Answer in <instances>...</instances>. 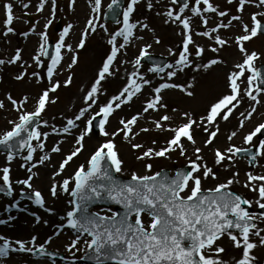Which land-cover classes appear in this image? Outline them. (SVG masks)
<instances>
[{
  "label": "snow or ice",
  "instance_id": "6c2138e0",
  "mask_svg": "<svg viewBox=\"0 0 264 264\" xmlns=\"http://www.w3.org/2000/svg\"><path fill=\"white\" fill-rule=\"evenodd\" d=\"M138 2L139 0H131L123 11V27L111 36L109 40V43L113 44L111 52L103 61L102 67L98 70L94 81L90 84L89 90L83 97L86 107H82L74 118H68L66 124L59 131L55 127L52 128V132L57 135L61 132L70 134L72 129L79 127L76 122L87 115L84 128L78 136H73L74 149H71L63 157L55 175L62 173L66 165L83 151L84 140L93 132V122L97 117H102L99 120L98 127L100 135L106 138L90 154L86 164L79 165L72 176L63 179L61 183H53L49 189L50 195L54 198L58 196V189L59 192L67 193L72 198L69 200L72 209L66 213V225L77 233V239L71 242L68 250L75 248L80 236L86 234L89 239L84 242L87 250H90L95 264H106L109 261L113 262V264H227L226 261L219 258L214 259L207 255L209 251L215 252L217 255L223 253L224 248L216 245V241L227 235L234 247L242 249V258L237 260L236 264H254L255 258L250 253L257 247V243L252 242L250 236H256L259 245L264 246V235H261L264 229H258L256 223H254L256 219H264V215L255 217L246 208L242 207V205L250 204V201L243 199L240 195L233 194L229 190V186L234 182L233 179L219 183L214 188L205 189L202 187L204 180L209 178L216 179V176L212 168L203 162V157L199 155L201 152L200 148H194L195 160L189 158V171L177 170L172 176L159 171L151 175H138L133 172L128 182H121L113 174V172L121 173L124 164V161L119 157L114 138L123 133L124 139L128 140L129 135L132 133V127L139 119V115H134L127 120L121 119L119 123L122 127L112 133L106 130V125L116 109L130 103L134 96L142 92L144 85L151 84L150 80L145 79L139 73L141 59L149 55L147 48H150L151 45H147L140 50L139 55L135 59L134 66L136 70L129 76L126 86L103 104H98L97 101L102 94V82L113 76L116 71L112 65L120 49L124 48L134 35L133 30L137 25L131 22V15L135 11L134 6ZM172 2L176 3V0H172ZM227 2L231 4L233 0H227ZM236 2L238 3L237 11L243 12L245 5L252 3L253 0H236ZM72 3L74 4L75 0H72ZM195 3L197 7H193L191 11L196 15L201 12L200 5L205 6L203 8L205 12L217 13L220 17L228 15L226 11L218 12L217 6H214L210 0H195ZM52 4L54 16L55 0H52ZM116 4H118V0H112V3L108 5L109 9H112L113 5ZM23 6L27 7L28 5L25 4ZM148 6L151 7V4ZM257 6L264 7V0H258ZM3 7L6 12L4 23L5 25H11L14 19L12 14L13 5L12 3H5ZM40 8H43V3ZM100 8L101 0H94L92 11L99 12ZM186 8H188L187 3L183 4L180 12L182 13ZM166 15L169 18H173L174 21H180L184 30L181 41L183 51L177 54L169 49L170 55L177 56L173 63L165 66L169 69L166 72V76L171 81L180 72L192 67L195 60L203 56L205 49L197 45L193 39L190 18H182L180 15L173 17L171 11L167 12ZM94 19L96 18L93 17L87 21V28L82 32L77 48L83 49L87 36L91 32H95ZM201 19L203 24L207 25V19L203 17ZM231 20L241 21L242 17L234 15ZM231 20L227 25L220 23L218 27L212 29V32H217L219 28L230 26ZM251 21V27L248 24H242L243 34L235 38L238 49L243 55V61L236 64L235 68L237 70L227 76L229 91L209 104L206 114L198 119H194L188 111H185L183 117L186 122L177 127L167 129H164L163 122L171 121V116L164 114L158 120L153 121L156 129L170 131L173 135L166 141V146L158 150L148 148L142 154L137 155L136 159L138 161H143L145 158H167L170 153L175 152L177 149L181 156H185L187 150L184 147L182 138L195 145L196 142L192 135L194 126L201 127L207 133L208 139L205 141V146L212 144L213 139L219 132L218 119L228 121L233 111L245 99L249 101L251 109L247 112L245 118L250 119L252 117L253 113L256 112L255 105L260 104L258 97L261 93H264V88L260 87V85H264V73L255 66V61L259 59L257 52L252 51L249 53L244 48L243 42L250 41L258 34L264 35V23L261 22L264 21V12L252 14ZM51 22V20H48L45 27ZM165 22L167 23L168 21L166 20ZM101 27L103 26L101 25ZM144 27L146 28L147 25H144ZM71 28L72 25L69 24L60 33L58 42L55 45V54L50 56L51 62L49 64H45L42 60V57L49 56L47 33H40L43 43L40 44L38 54L33 57V60L37 67L46 68L48 86L36 97V105L33 111H21L20 108H17L18 122L15 120L8 121L11 128L0 133V145L9 150L6 157L7 163L14 159L12 150L16 147L20 149L27 148V155L23 157L26 162L33 161V154L37 148L42 151L45 147L41 138L46 139L49 133L41 132L38 130V126L33 127V125L41 119V114L45 112L46 106L49 103L56 102V99L52 98L50 93L54 94L61 87H68L72 83L71 76H68L63 83L54 78L58 66L63 60V49L74 53L71 62L68 64L69 69L78 63L75 49L65 42ZM12 31V27H7L5 34ZM195 34L212 38L209 31ZM117 37H122L124 41L119 47L115 46ZM214 39L215 44L221 47L227 43L219 35H216ZM159 42V40L156 41V43ZM211 51L216 53L218 48L212 47ZM20 59L21 55L18 50L10 63H15ZM4 63L5 61L0 60V64ZM219 63H222V61L215 58L210 59L207 63H195V70L200 68L207 70ZM165 67L157 65L147 71L159 75L165 72ZM32 75L38 76L39 74L33 72ZM15 79L18 81L23 80L24 74L17 75ZM160 79L163 81L165 78L161 76ZM238 81L246 83V88L242 90ZM176 88L189 98L195 96L194 86L190 83L185 86L172 82H162L151 89L154 95L147 101L142 111L147 113L149 110L159 111L167 108V105L163 102L162 92ZM8 99L13 106L17 104V100L10 95ZM27 100L28 97L25 96L23 98L24 103H27ZM94 105L98 110L90 113L89 110ZM3 107L4 104L0 101V108ZM240 115L245 116V113L241 112ZM43 123L47 125V121H43ZM239 126L243 127V123L241 122ZM262 129H264V122L259 123L251 132L246 134L244 142L252 144L253 138L257 137V134L261 133ZM140 131L148 132L150 129L141 128ZM235 135L236 132H232L228 139L231 140ZM34 140L37 142L35 147L32 144ZM155 143L156 141H153V144ZM256 146L261 151L253 154L251 156L252 160H255L257 155L264 156V140H258L256 144H253V147ZM131 147L140 149L143 145L132 144ZM51 151L59 153L61 149L57 144L52 147ZM226 153L227 155L222 154L219 149H215L214 163L221 164L226 159L231 160L237 153L248 154L249 149L230 146L226 149ZM48 160H50V157L44 155L39 158L37 163L43 164ZM36 166L37 164H31L26 171L32 173V168ZM145 168L148 172H151L152 165L150 163L145 164ZM10 171L7 166L0 169V179H2L3 185L7 186L6 188L0 186V192H6L8 195L12 194ZM34 175L36 174L29 175L26 179L19 180L17 183L26 185L31 189L32 184L30 181ZM233 175L238 174L234 173ZM247 179L249 182H260L258 185L249 183L245 187H251L252 191L258 193L259 199L256 203L259 208L264 209V175L257 176L249 173L247 174ZM70 185L72 186L70 187ZM32 196L36 205L42 208L45 206V201L40 191L34 190ZM105 199L112 201L115 205L122 206L124 215L121 217L119 212H113L111 209H101L97 212L90 211V205ZM101 212H111V214L102 215ZM143 217L149 218L147 224H145ZM0 223H3V221H0ZM233 230L236 231L233 232ZM0 241H2L0 243V261L7 259L11 252L16 251L21 253L39 252L41 255L47 254L44 244L35 245L36 237H32L28 242L17 240L15 241V246H13V242L4 237H0ZM50 242V240L46 241V243Z\"/></svg>",
  "mask_w": 264,
  "mask_h": 264
},
{
  "label": "rangeland",
  "instance_id": "374dc122",
  "mask_svg": "<svg viewBox=\"0 0 264 264\" xmlns=\"http://www.w3.org/2000/svg\"><path fill=\"white\" fill-rule=\"evenodd\" d=\"M4 1L8 2L11 0ZM71 1L72 0H55V14L53 16L52 1L26 0L24 4L28 5L27 12L30 9V12L28 13L34 16L37 20L36 24L33 26H29L25 21L23 22L22 19L17 20L18 17H22V15H17V12H19L18 8L14 10V19L11 25H5L4 23L6 18L3 14L5 12L4 8L2 9V12H0V60L5 61L4 64H0V101L4 104V107L0 108V133L11 128L8 121L15 120L18 122L17 108H20L21 111H33L36 105V97L48 86V79L45 74L46 68L37 67L33 60V57L38 54L40 44L43 43L40 33H47L48 39H53L56 44L60 35L55 34L54 32L57 20L62 21L63 28L61 32L64 31L65 27L71 24L72 28L70 29L65 42L66 44H70L73 49H76L81 38L75 37L78 27L81 22L84 21L83 18L96 17L97 20L95 32H92L93 36L91 38H87L85 47L83 49L77 48L79 49L78 51L77 49L75 50V55L78 57V63L71 69L68 68V64L71 62L74 53L69 52L67 49L62 50L63 60L58 66L57 73L54 78L63 83L68 76H71L72 83L68 87H61L54 94L50 93V96L56 99V102L49 103L46 106L45 112L41 114L43 115V121H47V127L43 123L42 127L38 130L49 133L46 139L43 137L41 138L45 145L42 151L44 152V155L50 157V160L45 161L43 164H39L38 169L32 168V173H28V175L36 174L32 179L34 182H31L32 188L28 189L31 191H40L44 196L45 206L39 209H30L25 206L24 208L27 210L26 212L16 213L9 210V208L15 203V197L4 199L6 200V203L0 201V217L2 216V213H4V221L6 222L5 225L0 223V237H4L13 242V246H15V241L17 240L28 242L32 239V237H36V246L44 244L45 249L50 250L54 253L53 255H61L63 259L67 260L78 258L87 251L84 241L88 238L86 236L80 237L76 247L71 248L70 251L68 250L71 242L77 239V237L71 235L66 229V213L72 209V205L69 203L71 197L67 193L59 192L58 189V196L54 198L50 195L49 189L53 183H61L63 179L72 176L79 165L86 164L90 154L106 138L101 135L98 137L93 133L92 142L88 143L84 141V147L89 148V146H91L90 150L85 152L82 151L77 157L73 158L71 163L69 162V164L66 165L62 173L55 175L63 157L72 149L70 148V144L72 143L71 141H74L73 136H78L80 131L84 128L87 115L85 118L76 122L79 127L72 129L70 134H63L61 132L57 135L52 132V128L50 126H54L59 123V120L61 119L59 115L62 113V107L60 105H63L60 103L61 101H64L63 97L67 93H71V96L68 98L69 104L67 105V108L72 109L70 112L72 114L71 117L74 118L82 107H86L83 102V97L89 90V86L94 81L98 70L102 67L103 61L111 52L113 44H110L109 40L115 32L119 31L123 27V15L120 17L119 23L116 25H106L103 23V12L111 0H104L101 3L99 12L92 11L93 5L89 6L86 4L79 7H73ZM92 1L94 2V0ZM130 2L131 0H127L125 9ZM42 3L43 8L41 9L40 5ZM149 4H151V7L148 6ZM173 5L174 3L172 0H139V2L134 6L135 11L131 15V22L136 23L137 25V27L133 30L134 35L130 38V42L127 43L124 48L120 49V52L112 65L113 68L120 60L128 65H131L130 63L133 62L135 64V59L139 55L140 50L145 48L147 45H151L150 48H147L148 53L161 55L167 57L169 60L171 57H175V55L169 54V49H171L173 53L177 54L178 52L183 51L181 43L184 32L183 25L179 21H174L173 18H169L166 15L169 11L173 13V17L180 15L179 11L176 10L175 5V12L171 10ZM84 7H86L85 14H79L78 12H80L81 8ZM181 15H183L182 18H185L184 14ZM48 20H51L52 22L45 27ZM166 20L168 21L167 23L165 22ZM101 25L103 27H101ZM144 25H147V27L145 28ZM7 27H12L13 33L10 32L5 34ZM21 33H24V35ZM143 35L145 37H143ZM157 40L160 42L156 43ZM122 43H124L123 38L117 37L115 46L119 47ZM196 44L205 49L202 58L196 59L197 63H207L213 58L223 60L226 63L229 61L228 58H222L224 56L217 54V52L209 53L211 47L214 46L213 43L196 42ZM18 50L20 51L21 59L15 63H10V61L14 59ZM133 51H137L136 54H134ZM205 52H208V56ZM42 60L45 64H49L51 62L45 61L43 57ZM239 60H241V57H239ZM86 61L87 64H85ZM133 67L135 71L136 67L134 65ZM149 68L151 67L147 65H140L139 73L143 75L145 79L150 80L151 84L144 85L142 92L134 96L130 103L124 104L119 109H116L112 114L110 122L106 125V130L109 133H112L122 127L119 123L121 119L127 120L134 115H139V119L132 127V133L129 135L128 140L124 139L123 133L115 136L114 138L119 157L124 161L122 172L119 173V175L130 177L133 172L138 175H151L158 172L162 168L173 170L178 166L189 165V158L192 160L196 159L194 148H200L201 152L199 155L203 157V162L206 163L208 167L212 168L213 173H215L216 176V179L209 178L204 180L202 182V187L205 189L214 188L219 183H224L229 179H233L234 182L229 186V188L244 195L253 207H257L258 205L256 201L259 199L258 193L252 191L251 187H245V185L249 183L252 185H258L260 183L259 181L249 182L247 174L251 173L252 175L257 176L264 175V156L260 155L258 158L259 165L256 168L251 169L246 161H240L235 156L231 160L226 159L221 164H215L214 150L219 149L222 154L227 155L226 149L230 146L249 148L253 146V144L257 143L259 133L257 134V137L253 138L252 144H246L244 142V136L251 132L259 123L264 122V93L259 95L258 99L260 100V104L255 105L256 112L253 113L250 119L245 118L247 116V112L251 109L249 102L244 100L239 107L233 111L229 120L223 121L226 122V124L223 128H219V132L213 139L212 144L205 146V141L208 139L207 133H205L201 127L194 126L192 129V135L196 142L195 145H192L182 138L184 147L187 150L185 156H181L179 154V150L177 149L175 152L170 153L167 158H145L143 161H138L136 159L137 155L142 154L143 151L148 148H155L158 150L159 148L166 146V141L173 135L170 131L156 129L153 121L158 120L159 117L164 114L171 116V121L163 122L164 129H167L177 127L186 122L183 117V113L185 111H188L194 119H198L200 116L206 114V109L209 104L229 91L227 87L228 74L225 73H227L230 68L226 70L224 74L216 75L214 72L215 70L212 68H209L208 70L203 68L195 70L194 63L192 67L180 72L178 76L173 77L171 81L168 80L166 72L157 75L147 71ZM33 72H36L39 75L33 76ZM20 74H24V79L15 81L14 78ZM161 76H164L165 78L163 81L160 79ZM88 77H90V83L88 86H84L85 82L83 81ZM193 77H195V79H193ZM110 79L111 78L108 77L107 80L102 82V94L99 96L97 101L98 104H103L109 100L123 86L120 84L116 86L117 83L111 82ZM162 82H172L185 86L190 83L194 86L195 96L189 98L178 88L167 89L162 92L163 102L167 105V108L160 109L159 111L149 110V112L144 113L142 111L143 107L146 106L147 101L154 95L151 89L158 86ZM241 85H245L242 90L246 88L245 83H242ZM206 87L209 90L216 87L218 91L212 96L207 95L209 99L205 101V105L200 107H191L187 103L177 102L178 99H183L187 102L191 101L192 103L193 100L199 97L200 93H204L207 90ZM209 93L210 91L208 94ZM170 94L173 95L171 98L168 96ZM9 95L13 99L17 100L19 106L12 105L11 101L8 99ZM25 96L28 97L27 103H24L23 101ZM202 97H206L205 94H202ZM173 109H175V111H173ZM97 110V107L94 105L89 112L94 113ZM241 112L245 113V116H241ZM241 122L243 123V127L239 126ZM217 123L219 127L220 121H217ZM65 124L66 122L62 125V127ZM141 128H148L150 131L141 132ZM56 129L58 131L60 130L58 128ZM232 132H236V135L229 140L228 136L231 135ZM153 141H156V143L153 144ZM36 143L37 142L34 140L33 147L36 146ZM57 144L59 145L61 151L59 153H53L51 149ZM132 144H142L143 147L140 149H133L131 147ZM6 157L7 156L0 154V169L5 166L10 168L12 188L13 190H17L18 186H23V184L17 183V181L24 180L27 177L26 174H22V170L19 169L18 162H14L12 160L10 163H7ZM40 157L39 152L36 150L33 154V158L38 159ZM149 163L152 165L151 172H148L145 168V164ZM234 173L238 175L234 176ZM0 181H2V179H0ZM71 186L72 185H70V187ZM100 210L101 209H97L96 211ZM111 211H113V209H111ZM6 214L10 216L6 217ZM101 214L110 215L111 212H101ZM143 220L145 224L149 222L148 217H143ZM258 229L264 228L258 227ZM261 235H264V232H262ZM49 240L51 242L46 243V241ZM250 240L257 243V247L250 253V255L255 258L254 264H261L264 262V246L259 245L258 238L254 235L250 236ZM216 245L223 247L224 252L217 255L215 252L209 251L207 255L212 258L213 256H216L215 258L226 261L227 264H236V261L242 258V249L234 247L228 236H224L220 240L216 241ZM16 252L17 253L11 252L7 259L0 261V264H65L57 261L51 262L49 260L39 259L35 253Z\"/></svg>",
  "mask_w": 264,
  "mask_h": 264
},
{
  "label": "bare ground",
  "instance_id": "6f19581e",
  "mask_svg": "<svg viewBox=\"0 0 264 264\" xmlns=\"http://www.w3.org/2000/svg\"><path fill=\"white\" fill-rule=\"evenodd\" d=\"M103 2V0H101V3ZM88 3V1H86V0H82V5H86ZM88 5H94V2H89L88 3ZM85 9H86V7H84V8H81V10H80V12H78L79 14H81V15H84L85 14ZM88 19L89 18H83V22H81V24H80V26L78 27V29H77V34H76V37L75 38H81V34H82V32L87 28V21H88ZM94 24H95V26H96V22L94 21ZM91 34V33H90ZM134 52V54H136V52L137 51H133ZM127 58V57H126ZM85 64H87V61H86V63ZM131 64V63H130ZM114 69L116 70L115 71V73H114V75L113 76H110L109 78H111L110 79V81L111 82H113V83H117V85L116 86H118L119 84L120 85H123L120 89H119V91L118 92H116L114 95H116V94H118L121 90H122V88L124 87V86H126V84H127V82H128V78H129V76L131 75V73L134 71V69H133V67L131 66V65H128V64H126L125 62H123V61H118L117 62V64L115 65V67H114ZM220 70L218 71V72H222L224 69L223 68H219ZM218 72H216V75H220ZM83 82H85L84 83V86H88L89 85V83H90V77H88V78H86V79H84V81ZM217 86H218V84H217ZM206 91L204 92V93H200L199 94V97L197 98V99H195V100H193L192 101V103H191V101H189V102H187L186 100H183V99H178V101L177 102H184V103H187L188 105H190L191 107H200V106H202V105H205L204 103H205V101H207L209 98H208V96H212V95H214V93L215 92H217L218 91V89L216 88V87H214V88H212V89H208L207 87H206ZM210 91V93L208 94V92ZM202 94H205V96L206 97H202ZM75 95V94H74ZM208 95V96H207ZM71 96V93H67L63 98V100L64 101H61V103L60 104H63V105H60L61 107H62V113H60V115H59V117L61 118L60 120H59V123L58 124H56V126L57 127H60V126H62L66 121H67V119L68 118H73V117H71L72 116V114L70 113L71 111H72V109H70V108H67V105L69 104V97ZM170 98L173 96L172 94H170V95H168ZM64 113V114H63ZM110 119V118H109ZM218 121H220V126H219V128L220 127H224L225 126V124H226V122H223V120L221 121V120H219L218 119ZM229 124V123H228ZM92 135L91 136H89V138H88V140H87V142L88 143H90V142H92ZM74 142V141H73ZM73 147V146H72ZM89 147H91V146H89ZM85 151H88V149L87 150H85Z\"/></svg>",
  "mask_w": 264,
  "mask_h": 264
}]
</instances>
